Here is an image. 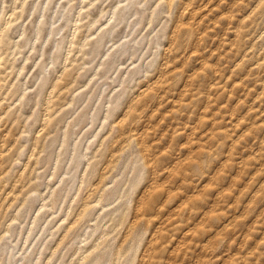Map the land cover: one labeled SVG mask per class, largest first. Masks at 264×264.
<instances>
[{"label":"rangeland","instance_id":"1","mask_svg":"<svg viewBox=\"0 0 264 264\" xmlns=\"http://www.w3.org/2000/svg\"><path fill=\"white\" fill-rule=\"evenodd\" d=\"M0 89V264H264V0H0Z\"/></svg>","mask_w":264,"mask_h":264},{"label":"bare ground","instance_id":"2","mask_svg":"<svg viewBox=\"0 0 264 264\" xmlns=\"http://www.w3.org/2000/svg\"><path fill=\"white\" fill-rule=\"evenodd\" d=\"M259 61V60H258ZM1 64H3V62L1 63ZM147 87H149V86H147ZM146 89V88H145ZM1 90V89H0ZM145 91V90H144ZM143 91V92H144ZM140 93H142V91L140 92ZM49 117V116H48ZM122 119V118H121ZM121 119H120V121H121ZM45 120H46V118H45ZM120 121H118V122H120ZM43 126V125H42ZM44 127V126H43ZM102 200V198L100 199V201ZM90 202V201H89ZM93 202V204H94V201H92ZM98 203H100V202H98ZM87 205H89V204H87ZM87 205H85V206H87ZM90 205H92V204H90ZM95 206V205H94ZM67 227H69L68 225H67ZM102 238V237H101ZM97 242V241H96ZM89 250H90V248H89ZM87 251V250H86ZM85 251V252H86ZM83 254V253H82ZM88 256V255H87ZM120 256V255H119ZM81 258H82V256H80ZM121 257V256H120ZM80 260V259H79ZM76 263H78V262H76Z\"/></svg>","mask_w":264,"mask_h":264}]
</instances>
